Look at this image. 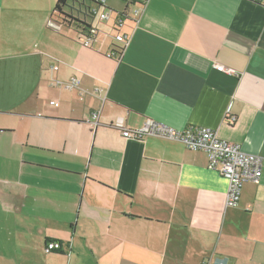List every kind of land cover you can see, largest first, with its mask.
I'll return each instance as SVG.
<instances>
[{"label":"crops","instance_id":"1","mask_svg":"<svg viewBox=\"0 0 264 264\" xmlns=\"http://www.w3.org/2000/svg\"><path fill=\"white\" fill-rule=\"evenodd\" d=\"M55 2L0 0V264H264V0H145L117 60L111 22L83 47ZM146 119L213 129L259 181L224 207L204 152L121 136Z\"/></svg>","mask_w":264,"mask_h":264},{"label":"built area","instance_id":"2","mask_svg":"<svg viewBox=\"0 0 264 264\" xmlns=\"http://www.w3.org/2000/svg\"><path fill=\"white\" fill-rule=\"evenodd\" d=\"M102 4L104 0H95ZM127 2L126 9L121 12H112L108 9H98L91 6L89 12L93 17L101 22H111L113 26V39L115 44L106 54L112 59H119L122 51L128 41V35L121 32L126 25V20L131 17H138L141 13L145 0H125ZM261 1V0H257ZM78 43L83 47H90L92 40L98 31L95 27L89 26L80 30ZM56 69L57 66H53ZM215 68L228 75L238 76L239 73L231 68L223 65H215ZM51 84L62 85L65 88H73L78 84V79L70 78L67 81L54 80ZM53 103V102H51ZM56 105L57 103H53ZM229 116V115H228ZM92 127L98 125V113L91 114ZM230 120L233 117L229 116ZM118 129L124 138L142 139L145 136L161 137L169 140L181 142L188 150L202 151L206 156V167L215 171L227 180V189L224 196V207H236L238 205L242 186L247 183H257L261 176V157L259 155L248 153L240 149L239 145L227 140L221 139L216 132L206 126L187 125L182 130L174 129L161 121L146 119L143 126L136 130L121 127L118 122ZM59 243L48 241L45 244V251L58 250ZM200 264H225L224 258L211 259L210 257L202 259Z\"/></svg>","mask_w":264,"mask_h":264},{"label":"trees","instance_id":"3","mask_svg":"<svg viewBox=\"0 0 264 264\" xmlns=\"http://www.w3.org/2000/svg\"><path fill=\"white\" fill-rule=\"evenodd\" d=\"M100 5L95 0H56L52 12L57 14L64 23H75L80 30H84V28L90 26L86 22V17H93V14L89 12L90 7L94 6L98 8ZM63 8L69 11H63ZM123 49L120 50L123 51Z\"/></svg>","mask_w":264,"mask_h":264},{"label":"rangeland","instance_id":"4","mask_svg":"<svg viewBox=\"0 0 264 264\" xmlns=\"http://www.w3.org/2000/svg\"><path fill=\"white\" fill-rule=\"evenodd\" d=\"M63 11H69V10L66 8H63ZM72 13H73V11H72ZM91 20H94V18H87L86 17V22H90Z\"/></svg>","mask_w":264,"mask_h":264}]
</instances>
